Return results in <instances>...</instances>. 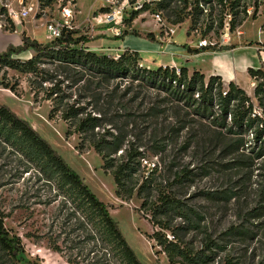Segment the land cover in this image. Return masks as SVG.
I'll use <instances>...</instances> for the list:
<instances>
[{
  "label": "rangeland",
  "instance_id": "rangeland-1",
  "mask_svg": "<svg viewBox=\"0 0 264 264\" xmlns=\"http://www.w3.org/2000/svg\"><path fill=\"white\" fill-rule=\"evenodd\" d=\"M59 1L66 4L64 0ZM163 1L167 2L168 8H160L159 3ZM193 1L151 0L147 9L137 19L130 21L135 10L129 0H75L73 27L81 35L92 38L91 43L84 47L99 55L118 56L120 50L117 47L126 38L115 39L102 33L111 28L104 16L116 9L120 14L123 11V30L129 33L135 31L141 37L149 33L161 36L163 32L164 40L171 38L174 45L184 49H187L186 46L200 48L203 42L207 46L227 44L234 47L241 43L244 46L255 45L259 47V52H264V0H208L210 4L202 5L206 19L202 29L212 24L214 32L206 39L202 38L201 29L188 35L190 21L177 26L169 22L175 18L178 10L187 7L191 11ZM9 3L18 9L16 0H9ZM56 3L54 7L40 12L36 20L33 13L22 21V25L15 26V31L10 28L0 30L13 34V44L8 47L15 46L14 43L19 42L23 34L42 44L50 43L45 24L58 17L60 5ZM103 9H108V12ZM157 16L162 19L161 23H158ZM221 20L223 30H219ZM232 20L241 22L235 31L230 30ZM171 28L175 29V35L170 33ZM17 30L20 33L16 35ZM130 36L138 44L157 48L148 54H140L142 66L151 69L166 67L162 61L169 60L170 56L158 52V41ZM102 39L106 41L103 43ZM6 43L7 40L0 39V49ZM242 51L245 52L239 54L247 52ZM251 52V55L256 54L258 60L264 61V54H260L259 59L255 49ZM162 56H166V59ZM31 57L29 53L15 56L22 60ZM236 57L230 55L231 59ZM190 59L191 63L185 65L192 67V70L193 65L201 63L200 58ZM45 68L54 72L56 66L45 65ZM8 78L11 83L20 82L21 95L19 98L9 90L0 88V104L7 106L19 118L39 127L37 132L109 207L111 217L118 222L142 264H169L167 256L150 238L155 228L149 221L151 213L140 210L142 201L136 196L129 204L117 199L114 178L103 169L100 155L94 150H85L82 155L76 151L75 147L80 142L78 136L73 135L66 140L67 124L60 119L49 120L50 104H34L28 85L29 77L8 70ZM240 78L241 88L249 90L253 79L247 74H241ZM84 84H78L77 89L71 91L74 99L80 94H83V98L88 96ZM257 85L254 81V88ZM101 87L110 92L115 88L120 91L116 105L120 113L131 114L130 118H126L127 122L123 119L129 132L127 143L142 147L140 150L146 157V161L142 162L144 175L153 165L157 166L159 181H174L175 174L183 169L192 172L182 184L173 187L178 199L184 203L183 215L169 213L166 218L188 247L194 252H203L206 244L213 246L211 251L206 252L209 256L206 264H264V157L258 155L261 141L254 139V131L240 136L228 134L221 130L222 120L217 108L205 111L198 104L194 105L195 102L192 105L181 102L171 94L148 87L140 81L123 79L112 81L110 87ZM224 90L228 91V85ZM248 95L255 103V113L261 116L254 91ZM197 98L198 95L195 96ZM114 128L105 126L96 132L102 134L108 130L116 134ZM235 142L240 143L239 151L230 153L236 150L233 148L227 152L226 146ZM121 155L122 151L115 158L119 159ZM141 175L133 177L129 184L136 187L135 193ZM152 195L154 197L156 194ZM85 210L56 180L48 178L38 166L0 138V214L7 217L5 226L11 236L20 237L24 244L25 255L21 264H68L66 257L90 264L97 253L96 256L103 260L112 261L107 244H98L99 248L96 249L97 242L92 240L94 228L89 221V211ZM167 233L172 235L171 232ZM54 245L60 247L62 254L51 249ZM114 262L120 264L117 260Z\"/></svg>",
  "mask_w": 264,
  "mask_h": 264
},
{
  "label": "trees",
  "instance_id": "trees-1",
  "mask_svg": "<svg viewBox=\"0 0 264 264\" xmlns=\"http://www.w3.org/2000/svg\"><path fill=\"white\" fill-rule=\"evenodd\" d=\"M129 1L133 6L136 3V0ZM48 3H51V0ZM208 4H210L208 0H194L191 4V11L187 7L184 10H178L175 18L169 22L177 26L190 21L188 35L191 36L201 29V36L206 39L214 32L212 24L202 29L206 20L204 19L205 9L202 5ZM159 6L162 9L169 7L165 1L160 2ZM147 7L148 4L145 3L142 10L133 12L130 21L137 19ZM103 10L108 12V9ZM223 20H221L219 30L224 28ZM230 24V30L235 31L241 22L237 23L236 20H232ZM14 28L15 25L12 23L10 29L15 31ZM130 35L157 42L153 33L141 37L135 31L133 33L124 32L122 36L115 37V39H124ZM160 37L164 38L163 32ZM91 41L90 36L81 35V32L75 29L64 31L60 39L48 44L31 40L23 34L22 45L10 46L0 53V75L2 77L0 88L9 90L20 98L21 84L19 81L10 82L8 70L29 77L28 85L34 104L41 105L44 102L50 104L49 120L60 119L67 124L66 140L73 135L78 136L80 142L75 149L80 155L85 150H94L100 155L103 160V169L114 178L117 198L129 204L136 196L142 201L140 210L151 213L149 221L155 231L150 238L167 256L168 263L206 264L205 260L209 258L206 252L211 251L213 246L206 244L203 252L192 251L170 227L166 219L169 213L183 215L184 203L178 199L173 187L182 184L192 172L183 169L175 174L174 181L170 179L159 181L157 166L153 165V168L144 175L142 162L146 161V157L140 150L142 147L135 143H127L129 132L126 118H130L131 114L120 113L116 105L120 91L115 88L110 92L109 89L105 90L101 86L110 87L112 81L132 79L143 82L153 89L163 90L181 102L190 105L195 102L194 105L198 104L205 111L217 108L222 120L221 130L235 136L254 131V139L257 142L261 141L258 155L264 157V117H261L264 115V69H249L248 71L250 77L258 84L254 90V97L261 109L260 116L255 113L253 99L235 83H230L226 91L223 79L219 76H212L206 81V77L198 71L190 75L186 67L180 68L179 71L169 66L158 69L147 68L141 64L140 53L130 49H127L119 58L99 55L84 47ZM186 48L190 55H198L209 50L229 51L235 47L216 44L202 46L197 50H192L188 46ZM27 51L33 52L30 59L15 58ZM45 65H55V71L47 70ZM82 82L85 83L84 90L88 96L83 98V94H80L77 99H74L71 91L77 89L78 84ZM196 95H198L197 100ZM83 99L88 101L82 102ZM123 119H126V122ZM229 119L230 123H228ZM105 126L115 127L116 134L108 130L102 134L96 132ZM0 138L17 149L30 163L38 166L48 178L56 180L62 189L74 196L79 207L89 211V221L95 233L92 240L97 242L96 249L99 248L98 244H107L112 256V261H105L96 256L97 253L90 264H116L115 260L120 264H142L124 237L118 222L111 217L109 207L97 197L84 179L67 164L29 122L19 118L11 109L1 104ZM240 147V143L235 142L227 145L226 149L228 152L234 148L236 150L230 153H236ZM120 151H122L121 157L115 158ZM141 173V182L135 193L136 187H131L129 184L133 177ZM153 193L156 194L154 197ZM6 218L0 214V264H21L25 255V247L20 237L11 236L5 226ZM167 232H171L172 235ZM168 236H171L172 240ZM51 249L62 254L57 245L52 246ZM66 261L68 264H87L85 261L79 262L69 257H66Z\"/></svg>",
  "mask_w": 264,
  "mask_h": 264
},
{
  "label": "crops",
  "instance_id": "crops-1",
  "mask_svg": "<svg viewBox=\"0 0 264 264\" xmlns=\"http://www.w3.org/2000/svg\"><path fill=\"white\" fill-rule=\"evenodd\" d=\"M136 26H134L135 28ZM123 32H126L123 30ZM20 33V30H17L16 34ZM24 33V32H23ZM101 33V32H100ZM105 35H108V37H115V34L111 29H108L107 31L102 32ZM101 33V34H102ZM100 34V35H101ZM154 34V33H153ZM13 34L9 32H2L0 31V39L7 40V43L5 47L0 49V53L4 52L6 48L13 44L11 40V36ZM155 35V34H154ZM175 35V34H174ZM132 36H127L121 46H118L117 48L120 50L118 53L121 55V53L125 52L127 49H130L131 51L139 52L140 54H148L149 52H152L153 50H156L157 48L152 45H144V44H138L133 39H130ZM157 41L159 42L158 46V52H164L163 54L169 55L170 58L167 61H162L164 66H169L171 68H176L179 70L182 67H186L189 70L190 75L194 73V71H198L201 74H203L206 77V81L209 80L212 76H219L223 79V82L225 85H229L230 83H235L241 88V74H247L249 77V69L258 70L261 69L264 65V61L261 62V60L257 59L256 54L251 55V51L254 49L257 51L259 59H260V52L259 47L257 46H244L241 43H238L237 46H235L234 49L229 51H222V52H216L213 50L206 51L204 53L198 54V55H190L187 49L179 48L171 41L172 39L164 40L160 36H156ZM173 38V37H172ZM132 40V41H129ZM19 42L14 43L15 46L22 45V37L18 40ZM106 39H102V42L104 43ZM129 41V42H128ZM15 42V41H14ZM132 42H135L133 44ZM140 42V41H139ZM142 43V42H141ZM227 43V42H226ZM260 44V43H258ZM230 45V44H229ZM226 46H228L226 44ZM192 50L199 49L198 46L190 47ZM242 50H246L247 52L245 54H239L241 52H245ZM25 53H29L32 56L31 51H27ZM118 54V56H119ZM250 55L249 57L246 55ZM114 55V54H113ZM230 55H237L236 59H231ZM166 59V56H162ZM201 59V63H197L198 65H193L192 67H188L185 65V63H191V59ZM164 59V60H165ZM208 60V61H207ZM264 60V58L262 59ZM194 64V63H193ZM254 80L251 81L249 85V90L245 91L250 94L255 90L254 88ZM31 126L38 131L39 127L35 125L34 123H30ZM91 152V151H90ZM118 199V198H117ZM152 235V234H151ZM168 260V258H167Z\"/></svg>",
  "mask_w": 264,
  "mask_h": 264
},
{
  "label": "built area",
  "instance_id": "built-area-1",
  "mask_svg": "<svg viewBox=\"0 0 264 264\" xmlns=\"http://www.w3.org/2000/svg\"><path fill=\"white\" fill-rule=\"evenodd\" d=\"M18 4V9L13 6L12 3H9V0H0V30H8L11 28V24L13 23L15 26L22 25V21L31 17L33 13L34 19L36 20L37 15L47 9L54 7L58 2L60 5L58 9V17L53 18L49 22L45 24L47 37L51 40V42L60 39L66 30H74L73 22L75 20V12L73 8L75 5V0H64L66 4H60L59 0H51V3H48L49 0H16ZM151 0H138L133 8L135 11L142 10L145 3L149 4ZM121 10V9H120ZM122 11V10H121ZM106 22L108 26H111L115 37L122 36L123 32V11L122 13H118V9L114 10L111 14H106ZM158 23L162 22L160 16L156 17ZM99 21V20H95ZM172 35L175 34V29H169ZM207 46L206 42H203L202 46ZM261 55L264 52H260ZM119 58V56H115ZM179 71V70H178ZM170 240H172L171 236H168Z\"/></svg>",
  "mask_w": 264,
  "mask_h": 264
}]
</instances>
